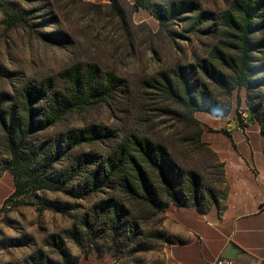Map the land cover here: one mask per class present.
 Instances as JSON below:
<instances>
[{"label":"rangeland","instance_id":"obj_1","mask_svg":"<svg viewBox=\"0 0 264 264\" xmlns=\"http://www.w3.org/2000/svg\"><path fill=\"white\" fill-rule=\"evenodd\" d=\"M4 1L25 22L7 27L0 11V92L17 96L28 80L57 77L76 63H95L103 72H113L123 80L108 105L69 114L46 136L86 125L108 127L119 139L128 133L145 136L165 146L179 169L200 176L198 197L202 208L213 201L222 207L228 185L224 163L199 142L196 126L170 113L185 116L186 112L159 92L145 89L143 82L176 65L211 60V50L228 38L221 14L233 0H185L197 8L160 20L152 12L164 11L177 0H140L149 10L137 7V0ZM252 38L264 40V31ZM250 64L251 72L243 86H235L230 94L211 83L208 88L220 104L235 108L237 113L252 110L264 122V47L252 53ZM219 69L231 85L236 84L232 72ZM197 115L193 118L201 125ZM113 146L107 142L90 150L103 154ZM71 189L30 191L10 197L14 191L12 175L0 170V264H31L29 257L37 252L42 254L41 264H198L192 247L183 246L191 241L190 236L182 240L168 233L171 242L146 238L149 232L165 231V212L156 215L146 207L128 203L115 190L77 200L67 191ZM109 199L119 201L127 212L119 234L112 233L105 218L88 232L79 223L81 216L95 203ZM63 203L68 204L64 211L55 210ZM45 205L46 209H41ZM134 224L136 234L132 236L129 232ZM70 228L77 231L78 239H64V263L44 241Z\"/></svg>","mask_w":264,"mask_h":264},{"label":"trees","instance_id":"obj_2","mask_svg":"<svg viewBox=\"0 0 264 264\" xmlns=\"http://www.w3.org/2000/svg\"><path fill=\"white\" fill-rule=\"evenodd\" d=\"M136 5L149 10L143 1L137 0ZM196 8L193 2L177 0L164 11L152 13L157 20L169 19ZM0 11L7 27L25 22L4 0H0ZM221 21L228 38L211 50V60L176 65L173 70L158 72L143 82L145 89L159 92L166 101L184 110L185 116L170 113L179 121L196 126L199 136L202 129L193 118L195 113L225 116L230 111L229 106L211 96L208 83L225 89L227 94L235 86L242 87L251 72L252 53L264 47V40L253 41L252 38L264 31V0H233L221 14ZM219 68L232 72L236 84L231 85ZM122 85L123 80L113 72H103L97 64L87 62L73 64L57 77L28 80L17 96L0 92V170L10 171L12 175L14 191L10 197L23 196L30 191L59 192L72 187L67 191L73 199L115 190L128 203L146 207L156 215L165 212L170 204L192 207L199 214L217 205L213 201L212 205L202 208L198 197L200 176L194 171L179 169L165 146L145 136L128 133L119 139L110 128L96 125L46 136L69 114L108 105V100ZM246 112L248 122L258 123L264 138V122L252 110ZM242 124H246V120ZM107 142L114 146L106 153L90 150ZM67 206L63 203L54 208L60 212ZM126 216L119 201L102 200L82 215L79 223L89 232L105 218L112 233L118 235ZM135 225L129 232L132 236L136 234ZM77 235V231L70 228L62 235H49L44 245L67 263L64 239L77 241ZM145 236L149 241L171 242L169 234L163 230ZM29 261L41 264V252L31 255Z\"/></svg>","mask_w":264,"mask_h":264},{"label":"crops","instance_id":"obj_3","mask_svg":"<svg viewBox=\"0 0 264 264\" xmlns=\"http://www.w3.org/2000/svg\"><path fill=\"white\" fill-rule=\"evenodd\" d=\"M201 142L225 166L227 191L222 207L213 204L205 214L192 207L170 204L163 227L191 241L198 264H264V138L256 122L241 124L235 108L225 116L197 112ZM192 237L194 240H192Z\"/></svg>","mask_w":264,"mask_h":264},{"label":"built area","instance_id":"obj_4","mask_svg":"<svg viewBox=\"0 0 264 264\" xmlns=\"http://www.w3.org/2000/svg\"><path fill=\"white\" fill-rule=\"evenodd\" d=\"M238 114H239L240 120H241L242 122H244V121L246 120V117H247V112L244 111V110H239ZM214 264H223V262H221V261H219V260H216V261L214 262ZM225 264H228V263H225Z\"/></svg>","mask_w":264,"mask_h":264}]
</instances>
